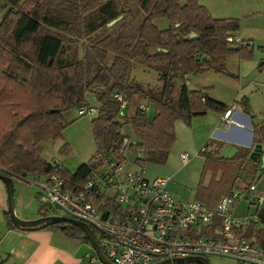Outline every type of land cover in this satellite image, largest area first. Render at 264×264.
I'll return each instance as SVG.
<instances>
[{"label":"trees","instance_id":"obj_1","mask_svg":"<svg viewBox=\"0 0 264 264\" xmlns=\"http://www.w3.org/2000/svg\"><path fill=\"white\" fill-rule=\"evenodd\" d=\"M1 1L0 173L10 177L54 173L64 180L66 189L79 190L99 165L95 154L122 162L129 146L135 152L142 150L146 161L164 162L175 139L177 119L190 122L192 116L208 109L223 113L228 108L205 90L190 89L185 77L205 70L224 72L226 56L233 52L252 57L251 40L238 43L233 35L239 30V20L214 18L198 0ZM135 7L143 13L140 22ZM161 17L169 22L165 29L154 23ZM191 33L196 37H190ZM77 43L82 45L83 58L66 56L67 47ZM110 54L113 58L108 65ZM133 63L156 70L160 85L146 88L132 80ZM91 70H95L92 75ZM89 92L97 102V113L90 122L95 154L72 172L61 162L46 161L41 142L62 138L67 125L63 114L74 107L90 106L86 100ZM115 93L127 101L124 109L113 97ZM141 100L155 105L157 113L152 122L141 110ZM131 102L135 103L132 113ZM241 104L252 123L253 144L238 147L231 158H207L205 169L213 171V178L207 186L198 187L196 197L211 208L221 196L230 194L241 178L251 184L262 171L264 113L259 121L247 100ZM127 122L137 138L134 144L126 142L121 132ZM256 144L261 145V151L252 158ZM68 150L66 144L61 147V152ZM101 199L97 192L94 201ZM101 209L116 206L107 198ZM4 216L7 225L15 227L8 211ZM36 228L61 231L90 244L76 224H38L20 229ZM249 231L252 233L253 227Z\"/></svg>","mask_w":264,"mask_h":264},{"label":"built area","instance_id":"obj_2","mask_svg":"<svg viewBox=\"0 0 264 264\" xmlns=\"http://www.w3.org/2000/svg\"><path fill=\"white\" fill-rule=\"evenodd\" d=\"M113 97L124 109L127 103L123 95L115 93ZM233 110L234 106L223 112V124L228 123ZM78 112L95 114L97 108L91 104ZM95 157L99 165L79 190L66 189L64 180L54 173L29 174L23 179L36 187L41 205L92 228L111 264H157L210 255L238 264H264V192L256 190V183L234 187L211 208L199 200L175 198L166 188V178L148 179L142 150L136 154L138 170H126L114 157ZM181 160L186 163L188 156L181 154ZM97 192L102 195L99 203L94 201ZM107 198L114 201L116 209H101ZM242 199L248 211L236 214ZM252 207L255 210L250 212ZM252 227L254 231L248 236Z\"/></svg>","mask_w":264,"mask_h":264},{"label":"rangeland","instance_id":"obj_3","mask_svg":"<svg viewBox=\"0 0 264 264\" xmlns=\"http://www.w3.org/2000/svg\"><path fill=\"white\" fill-rule=\"evenodd\" d=\"M198 1L209 10L214 18L238 19L240 23L238 31L240 32L241 29L242 35H254L251 38L252 57L249 54L245 55L239 52L230 53L225 59L226 70L224 72L205 70L196 74H190L189 88L192 90H205L209 97L221 101L227 106L234 105V109L241 114H246L243 111L241 103L247 100L251 113L257 116V120L260 121L264 113V64L260 65L264 62V50L261 47L264 45V0ZM2 3L3 1L0 2V16L2 13ZM134 12L137 21L140 22L143 13L136 7ZM248 13L255 14L252 16L253 14L250 15ZM260 22L263 23V27L259 30H253ZM154 23L159 29H165L169 25L165 17L157 18ZM244 40L246 39L242 41ZM255 52L256 56L254 58ZM65 55L78 59L83 58L84 50L81 43L72 44L67 47ZM112 58L113 55L110 54L106 61L108 65L111 63ZM93 71L91 70V75L95 73V70ZM130 78L146 88L158 87L160 85L156 70L138 63H133ZM86 100L89 105H97L96 97L91 92L86 93ZM140 103L141 110H144L142 109L144 107L148 109L149 105L146 101L141 100ZM80 108L85 109V106L74 107L63 114L67 125L62 132V138L41 142L42 157L46 161L61 162L72 172L76 171L81 164L88 162L95 154L90 122L97 112L95 114H79ZM134 108L135 103L131 102L129 104V112L132 113ZM147 109L144 112H147ZM220 115L221 112L208 109L204 114L192 116L190 122L177 119L174 123L175 139L170 146L166 160L161 163L146 161L145 156L144 168L146 177L148 179L155 177L168 179L166 188L177 199H197L198 187L200 185L207 186L213 178V171L209 168L205 169L207 158H231L238 151V147L230 142L220 143L218 147L210 143V138H215L214 130L216 128L223 130V125L219 120ZM246 116L248 115L246 114ZM121 132L127 137L126 142L128 140L130 144L137 142V138L128 122L123 124ZM64 144L68 146L69 150L67 152H61V147ZM138 151L135 152L129 146L124 150L125 159L122 162L126 170H138L139 165L136 162ZM181 154L188 156L186 163L182 162ZM218 177L216 175L214 178L217 179ZM12 181L20 189L26 202L27 200H31L29 189L35 188L32 211L37 214L41 207V201L37 196L36 187L17 177H12ZM248 183V180L243 177L236 186H244ZM252 183H256L257 191L264 192V170L258 172ZM246 207L247 203L245 199H242L236 211L241 213L246 212ZM262 207H264V203ZM254 210L255 207L250 208V211ZM40 214H42L41 216L62 215L59 210L50 209L48 206H43ZM94 233L97 239H99V235L95 231ZM206 258L209 264H238L231 259L220 256L210 255Z\"/></svg>","mask_w":264,"mask_h":264},{"label":"crops","instance_id":"obj_4","mask_svg":"<svg viewBox=\"0 0 264 264\" xmlns=\"http://www.w3.org/2000/svg\"><path fill=\"white\" fill-rule=\"evenodd\" d=\"M248 14L252 15L253 13ZM254 14L252 16H254ZM262 27L263 23L260 22L253 30H259ZM233 35L235 39L238 40H251L254 36L242 35L241 29L240 32H234ZM261 47L264 50V45ZM255 56L256 52L254 58ZM262 64H264V62L260 65ZM185 80L188 86L189 75L185 77ZM222 115L223 113L219 116L220 123H222ZM222 125L223 130L217 128L214 130L215 138H210L211 144L218 147L220 143L230 142L235 144L236 147L252 146V123L246 114H241L234 109L229 116L228 123H222ZM27 177L30 176L27 175ZM19 179L28 182L23 178ZM13 186L15 188V215L21 220H33L41 217L39 210L37 214L32 211L35 188L29 189L31 200H27L26 202L21 194L22 192L16 187L17 185L15 186L13 184ZM236 210V214L246 213L248 211V205L246 207V212L241 213ZM5 211H8V195L5 184L0 180V264H104L98 259L91 244L69 237L61 231L47 228L23 230L16 226L9 227L4 216ZM248 233L247 235L251 236L252 233ZM94 256H96V259H93Z\"/></svg>","mask_w":264,"mask_h":264},{"label":"water","instance_id":"obj_5","mask_svg":"<svg viewBox=\"0 0 264 264\" xmlns=\"http://www.w3.org/2000/svg\"><path fill=\"white\" fill-rule=\"evenodd\" d=\"M115 22V21H114ZM112 22V23H114ZM111 23V24H112ZM190 37H196L195 33H191ZM93 106H97L96 104H92ZM147 120L148 122H152L156 116V107L154 104H149L148 109H147ZM261 151V145L256 144L250 154V157L256 158ZM261 169L264 170V154L261 156ZM0 180L3 181V183L6 186L7 190V195H8V213L10 220L12 223L18 227V228H23V227H32L36 226L38 224L41 225V227L54 224V223H64V224H76L80 226L86 236L89 239V242L95 251L98 259L103 262L104 264H111L103 255L102 250L100 248V245L91 230L89 226H87L85 223L75 220L66 216H41L39 218L33 219V220H21L18 217H16L13 213V208H14V186H13V181L12 177L1 174L0 173ZM187 263H195V264H209L208 260L206 257H201V256H191V257H185V258H179V259H174L173 261H165L162 263H157V264H187Z\"/></svg>","mask_w":264,"mask_h":264}]
</instances>
